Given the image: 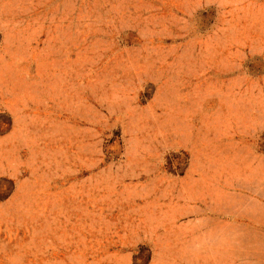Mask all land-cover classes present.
Segmentation results:
<instances>
[{"label": "rangeland", "instance_id": "obj_1", "mask_svg": "<svg viewBox=\"0 0 264 264\" xmlns=\"http://www.w3.org/2000/svg\"><path fill=\"white\" fill-rule=\"evenodd\" d=\"M0 264H264V0H0Z\"/></svg>", "mask_w": 264, "mask_h": 264}]
</instances>
